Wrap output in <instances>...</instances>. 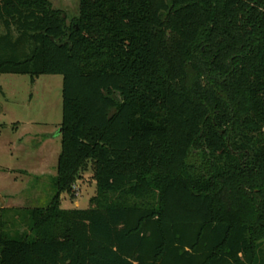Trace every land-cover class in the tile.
I'll return each mask as SVG.
<instances>
[{
  "label": "trees",
  "instance_id": "obj_1",
  "mask_svg": "<svg viewBox=\"0 0 264 264\" xmlns=\"http://www.w3.org/2000/svg\"><path fill=\"white\" fill-rule=\"evenodd\" d=\"M78 11L0 0V74L62 76L55 193L0 264H264V0Z\"/></svg>",
  "mask_w": 264,
  "mask_h": 264
},
{
  "label": "rangeland",
  "instance_id": "obj_2",
  "mask_svg": "<svg viewBox=\"0 0 264 264\" xmlns=\"http://www.w3.org/2000/svg\"><path fill=\"white\" fill-rule=\"evenodd\" d=\"M67 21L78 16L79 0H48ZM62 76L0 74V232L27 231V210L45 208L54 193L60 153ZM96 193L91 167L79 173L62 209H86Z\"/></svg>",
  "mask_w": 264,
  "mask_h": 264
},
{
  "label": "water",
  "instance_id": "obj_3",
  "mask_svg": "<svg viewBox=\"0 0 264 264\" xmlns=\"http://www.w3.org/2000/svg\"><path fill=\"white\" fill-rule=\"evenodd\" d=\"M0 201H1V203L3 204L4 202H3V200L0 198Z\"/></svg>",
  "mask_w": 264,
  "mask_h": 264
}]
</instances>
